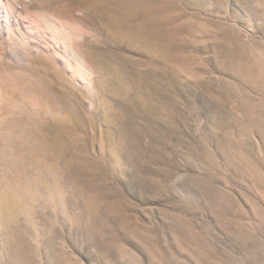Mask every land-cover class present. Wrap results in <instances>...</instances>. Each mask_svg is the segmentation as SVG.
<instances>
[{"label":"rangeland","instance_id":"rangeland-1","mask_svg":"<svg viewBox=\"0 0 264 264\" xmlns=\"http://www.w3.org/2000/svg\"><path fill=\"white\" fill-rule=\"evenodd\" d=\"M15 1L0 264H264V0Z\"/></svg>","mask_w":264,"mask_h":264},{"label":"bare ground","instance_id":"bare-ground-1","mask_svg":"<svg viewBox=\"0 0 264 264\" xmlns=\"http://www.w3.org/2000/svg\"><path fill=\"white\" fill-rule=\"evenodd\" d=\"M19 6L20 3L18 4L15 0H0V26L3 27L4 33L8 38L14 39L19 44L28 48L33 46L42 49L45 45L44 42H46L43 33L39 31L37 32L31 25H29L26 8L24 6L19 8ZM45 20L47 23L46 25L53 30V33L50 36L54 37V39L57 37L61 41V35L58 32L59 29L57 30L56 22L49 17ZM63 47L65 46L63 45Z\"/></svg>","mask_w":264,"mask_h":264}]
</instances>
